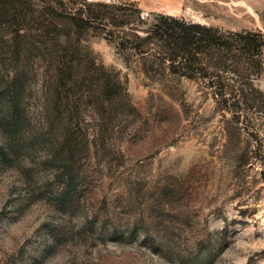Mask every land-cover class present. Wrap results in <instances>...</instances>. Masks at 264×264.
<instances>
[{
    "label": "rangeland",
    "instance_id": "rangeland-1",
    "mask_svg": "<svg viewBox=\"0 0 264 264\" xmlns=\"http://www.w3.org/2000/svg\"><path fill=\"white\" fill-rule=\"evenodd\" d=\"M86 2H135L128 36L157 15L264 34V0ZM43 4L0 8V264H264V120L236 122L97 26L57 20L40 49ZM52 48L72 63L65 76L39 63ZM113 225L138 238L103 239Z\"/></svg>",
    "mask_w": 264,
    "mask_h": 264
},
{
    "label": "trees",
    "instance_id": "trees-1",
    "mask_svg": "<svg viewBox=\"0 0 264 264\" xmlns=\"http://www.w3.org/2000/svg\"><path fill=\"white\" fill-rule=\"evenodd\" d=\"M14 1L0 0V8L11 7ZM42 2L44 4L41 9L37 10L40 49L47 46L45 38L48 39L57 20L71 22L80 30L97 26L103 28L107 36L118 40L120 50L135 56H154L169 62L168 69L172 74L198 84L204 95L211 96L221 109L230 112L236 122H242L246 127H255V119L264 120V93L255 87L256 79L264 72V34L261 32L223 31L182 17L157 15L146 36L137 33L128 36L122 29L141 19L137 18L139 10L135 2ZM114 29H121V32H115ZM55 49L52 48L53 52L49 51L48 56L41 58L39 63L59 78L71 70L72 63L65 51L62 55L63 50ZM108 89L111 90L107 96L114 97L117 93L114 92L115 87ZM69 110L73 111L71 108ZM73 129L66 128L64 136H71ZM70 194L71 187H65L60 197L64 199ZM99 221L89 220L88 224L95 227ZM101 223L107 227V223L112 221L104 219ZM107 237L103 239L134 241L138 238L136 233L120 232L116 226ZM153 238L147 235L145 239L153 242ZM163 247L157 251L161 253Z\"/></svg>",
    "mask_w": 264,
    "mask_h": 264
}]
</instances>
